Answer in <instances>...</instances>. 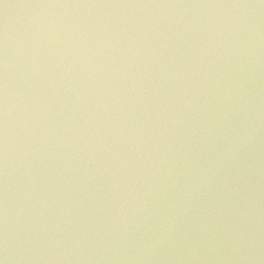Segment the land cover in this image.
<instances>
[{
	"label": "water",
	"instance_id": "obj_1",
	"mask_svg": "<svg viewBox=\"0 0 264 264\" xmlns=\"http://www.w3.org/2000/svg\"><path fill=\"white\" fill-rule=\"evenodd\" d=\"M0 264H264V0H0Z\"/></svg>",
	"mask_w": 264,
	"mask_h": 264
}]
</instances>
